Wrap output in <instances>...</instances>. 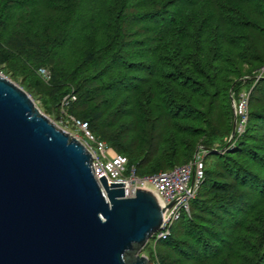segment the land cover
<instances>
[{
	"label": "trees",
	"instance_id": "1",
	"mask_svg": "<svg viewBox=\"0 0 264 264\" xmlns=\"http://www.w3.org/2000/svg\"><path fill=\"white\" fill-rule=\"evenodd\" d=\"M0 65L52 106L73 89L68 112L139 177L205 152L160 264H264V0H0Z\"/></svg>",
	"mask_w": 264,
	"mask_h": 264
},
{
	"label": "water",
	"instance_id": "2",
	"mask_svg": "<svg viewBox=\"0 0 264 264\" xmlns=\"http://www.w3.org/2000/svg\"><path fill=\"white\" fill-rule=\"evenodd\" d=\"M235 129L233 113L225 148ZM91 160L0 75V264H147L140 253L169 206L150 190L125 198Z\"/></svg>",
	"mask_w": 264,
	"mask_h": 264
},
{
	"label": "built area",
	"instance_id": "3",
	"mask_svg": "<svg viewBox=\"0 0 264 264\" xmlns=\"http://www.w3.org/2000/svg\"><path fill=\"white\" fill-rule=\"evenodd\" d=\"M256 75L259 78L264 75V66L256 71ZM70 91L60 103L62 107L76 100L73 89ZM248 98L249 92L242 91L233 106L238 136L243 133L247 123ZM71 123L84 135L86 141H79L92 158L91 164L97 180L104 176L108 185L124 183L125 198L132 197L136 189L153 191L159 198L162 207L169 206L162 214L159 228L149 238L153 239L154 244L166 241L170 237L175 223L180 220L182 215L189 216V204L195 198L202 183L204 158L200 153L195 154L189 163L174 167L169 171L139 177L133 166L128 167V161L124 156L110 152L104 142L99 141L89 132L87 121L71 119Z\"/></svg>",
	"mask_w": 264,
	"mask_h": 264
},
{
	"label": "rangeland",
	"instance_id": "4",
	"mask_svg": "<svg viewBox=\"0 0 264 264\" xmlns=\"http://www.w3.org/2000/svg\"><path fill=\"white\" fill-rule=\"evenodd\" d=\"M258 70V69H257ZM256 70V71H257ZM256 71L254 72L253 76H257L256 75ZM38 74L40 75L41 79L45 82L48 83L50 80V74L46 69H41L38 71ZM0 75L7 78L8 80H10L11 82H13L15 85H17L19 88H21L30 98L31 100L34 102L35 106L37 107V109L45 116L47 117L56 127H58L59 129L63 130L64 132H66L70 137L75 138L76 140H80L81 142L84 141V135L82 133H80L74 125H71V119H77L75 118L73 115H71L68 112V109L70 107V105L75 102H70L67 106L62 107L60 105V103L62 102V100L67 96L68 93H70L71 91L67 92L61 99L60 102L58 104V106H52L50 104H46L45 101L47 100V98L45 96L43 97H37L35 95H33L32 92H28L25 91L22 88L21 85V80L20 78H13L15 77L14 75H12L10 72L7 73L4 70L3 65H0ZM264 76V75H263ZM261 76V77H263ZM249 79V78H248ZM248 88V87H247ZM245 88V91H248V89ZM243 89V88H242ZM242 91V90H241ZM241 93V92H240ZM75 95V93H74ZM76 96V95H75ZM236 100L233 99L231 101V106H232V110H233V106L235 104ZM90 132V130H89ZM91 133V132H90ZM92 134V133H91ZM235 134H236V129H235ZM95 137V136H94ZM86 141V140H85ZM110 149V152L115 153L113 149H111L110 147H108ZM197 153H200V155L204 158L205 157V152L203 151H198ZM204 160V159H203ZM190 162V161H189ZM188 162V163H189ZM177 223V222H176ZM175 223V225H176ZM174 225V226H175ZM174 228V227H173ZM162 248H160V242L157 244H154L153 239H149L148 243L144 246L143 250L141 251L140 255L144 256L147 259V264H157L155 262V260H152L153 258H155L158 262V264H160V260L158 259L159 257V253L161 251ZM155 251V252H153Z\"/></svg>",
	"mask_w": 264,
	"mask_h": 264
},
{
	"label": "bare ground",
	"instance_id": "5",
	"mask_svg": "<svg viewBox=\"0 0 264 264\" xmlns=\"http://www.w3.org/2000/svg\"><path fill=\"white\" fill-rule=\"evenodd\" d=\"M79 141V140H78Z\"/></svg>",
	"mask_w": 264,
	"mask_h": 264
}]
</instances>
